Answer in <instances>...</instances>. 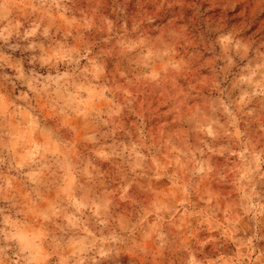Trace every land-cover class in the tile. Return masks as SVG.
<instances>
[{"label":"clouds","instance_id":"1","mask_svg":"<svg viewBox=\"0 0 264 264\" xmlns=\"http://www.w3.org/2000/svg\"><path fill=\"white\" fill-rule=\"evenodd\" d=\"M0 264H264V0H0Z\"/></svg>","mask_w":264,"mask_h":264}]
</instances>
